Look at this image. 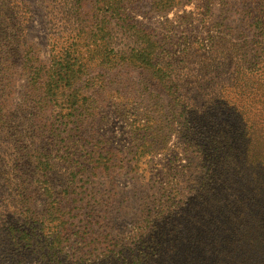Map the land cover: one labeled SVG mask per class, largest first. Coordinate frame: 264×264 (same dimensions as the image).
<instances>
[{
    "label": "rangeland",
    "instance_id": "1",
    "mask_svg": "<svg viewBox=\"0 0 264 264\" xmlns=\"http://www.w3.org/2000/svg\"><path fill=\"white\" fill-rule=\"evenodd\" d=\"M95 2L0 0V264H109L121 251L125 262L144 230H179L187 245L210 228L209 212L225 209L204 196L183 152L186 131L201 128L189 109L217 98L237 69L194 65L225 38L253 68L264 0H181L166 16L129 0L130 32L110 19L114 37L100 31ZM186 50L197 56L178 61ZM168 53L176 96L156 78ZM139 55L151 66L131 59ZM26 217L36 244L19 253L14 231Z\"/></svg>",
    "mask_w": 264,
    "mask_h": 264
},
{
    "label": "trees",
    "instance_id": "2",
    "mask_svg": "<svg viewBox=\"0 0 264 264\" xmlns=\"http://www.w3.org/2000/svg\"><path fill=\"white\" fill-rule=\"evenodd\" d=\"M76 1L80 3L83 0ZM95 1L98 14L102 17V19L99 17L102 20L101 32L108 31V36L114 37L116 30L110 28L112 25L110 19L118 20L124 34L130 32L128 23L130 11L127 7L129 0ZM149 1L151 7L163 16L181 3V0ZM257 40L261 41L262 38L258 36ZM9 42L14 44L15 40L9 37ZM263 42L264 40L258 43L259 48L254 54L255 63L250 64L254 66L253 68L247 66L249 59L243 46L234 45L225 38L212 39L210 49L200 54L194 65L199 72L207 69L217 74H219L217 71H222L231 65L237 69L233 79L225 83L226 91L222 89L218 92L217 98L214 96L203 106L194 105L193 109H189L192 110L189 113L191 122L201 128L186 131V147L183 152L189 155L191 167L189 170L193 171V175H198L197 179L200 180L199 183L202 185L200 189L204 196L213 205L218 201L221 202L225 209L209 212L207 218L210 228H207V225V229L201 228L195 233L197 235L194 234L192 237L194 242L182 244L181 238L185 234L179 230L174 229L171 233L159 231L161 229L159 226L150 231L146 229L144 230L146 240L143 244L133 243V246L125 247L127 248L125 251L132 254V260L123 262L121 251L117 253L114 261L108 260L109 264H264ZM186 51L179 53L178 61L190 62L191 51ZM196 54L190 55V58L197 56ZM175 56L169 53L163 55V59L167 58V60L164 61V66L161 65L163 69L158 70H161L160 76H156L163 87L175 90L171 93L173 95L177 94L176 91L179 89V86H168L169 80L177 71L173 62ZM131 59L136 60L142 67L151 66L153 60L151 55H139L138 59L132 56ZM59 62L56 58L53 59V65ZM158 64L161 62L158 61ZM68 76L61 75L59 80L60 77ZM188 76H192L191 73H188ZM175 77L177 78V75ZM67 80H70V76ZM186 94L183 95V99L187 98ZM189 94L191 96V91ZM180 96L182 95L177 98ZM223 101L226 107L233 108L232 115L225 112L222 114ZM235 124L238 127H235ZM177 159L180 160L178 157ZM20 202L24 204L23 201ZM23 207L24 205H21V209ZM34 224H36L35 220L32 226H29L28 217L19 219V227L14 231V248L19 253L25 248L30 250L35 246L34 232L37 228L33 227ZM203 234H205V243L197 239L204 236ZM155 235L158 236L156 239H154ZM136 236L144 237V234L138 233ZM140 237L138 243L141 241ZM211 240L213 241L208 243ZM210 247L212 249H209ZM200 249L201 252L197 256L195 250ZM53 257L58 258L59 253H55ZM156 257L158 258L154 260ZM59 264H62V261Z\"/></svg>",
    "mask_w": 264,
    "mask_h": 264
}]
</instances>
